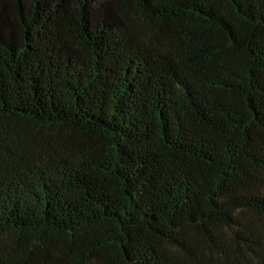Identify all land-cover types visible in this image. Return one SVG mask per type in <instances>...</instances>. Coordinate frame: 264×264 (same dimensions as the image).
Segmentation results:
<instances>
[{"label": "trees", "instance_id": "16d2710c", "mask_svg": "<svg viewBox=\"0 0 264 264\" xmlns=\"http://www.w3.org/2000/svg\"><path fill=\"white\" fill-rule=\"evenodd\" d=\"M0 264H264V0H0Z\"/></svg>", "mask_w": 264, "mask_h": 264}]
</instances>
